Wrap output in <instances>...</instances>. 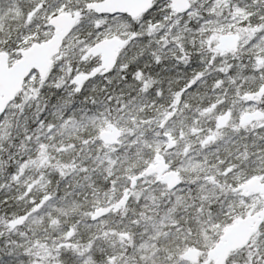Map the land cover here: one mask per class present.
I'll use <instances>...</instances> for the list:
<instances>
[{
    "label": "snow or ice",
    "instance_id": "1",
    "mask_svg": "<svg viewBox=\"0 0 264 264\" xmlns=\"http://www.w3.org/2000/svg\"><path fill=\"white\" fill-rule=\"evenodd\" d=\"M0 264H264V0H0Z\"/></svg>",
    "mask_w": 264,
    "mask_h": 264
}]
</instances>
